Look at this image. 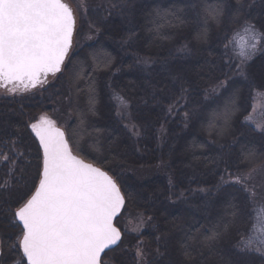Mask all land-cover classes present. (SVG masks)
I'll return each mask as SVG.
<instances>
[{"label":"trees","instance_id":"obj_1","mask_svg":"<svg viewBox=\"0 0 264 264\" xmlns=\"http://www.w3.org/2000/svg\"><path fill=\"white\" fill-rule=\"evenodd\" d=\"M85 1L88 24L80 23L76 32L78 45L71 50L70 60L65 63L62 73L48 77V83L40 88L43 95L30 91L19 97L0 98V154L11 157L4 162L0 155V241L11 243L19 236L21 228L14 220L13 212L38 182L41 154L30 124L42 114L49 116L57 103H63L66 90L70 111L66 133L70 143L75 145L77 141L72 136L79 128L80 112L70 102L77 100L71 70L78 60L90 65L91 54L97 53L110 55L111 63L96 73L95 111H87L84 92L78 96L90 126L78 142L84 150L102 156L101 150L94 146L98 137L93 129L103 130V122H107L108 115L114 112L112 118L117 119L116 123L110 121L115 144L107 146V153L101 160L86 156L75 146L73 150L116 179L126 196V207L130 193L135 189L134 186L131 189L132 185L149 191L155 205L162 203L159 210L153 206V229L140 236L144 241L147 238L143 246L150 253L149 259L155 264H183L187 256L181 244L188 238L187 233L195 229L207 233L223 219L233 220L230 213L239 209L231 224L233 232L228 230L211 248L205 246L222 258L234 251L232 254L251 264H264L254 252L241 253L236 248L237 242L245 236L243 225L249 227L251 223L252 228L254 207L248 193L231 181L235 174L246 170L242 159L245 154L255 152L259 160L264 161V132L257 131L246 121L252 111L254 96L264 94V51H258L247 65L246 79L234 73L235 64L239 63L234 44L225 53V45L232 39L235 28L229 23V16L238 0H222L223 22L217 24L209 20L207 27L200 15L198 0H118L124 7L112 10L105 7L108 0ZM209 2L215 6L217 0ZM243 3L246 12L250 13L249 19L261 28L264 25V0H243ZM193 4L197 6L193 7ZM229 56H234L232 71L225 63ZM225 80L226 86L219 87L218 82ZM79 86L81 89L86 87L84 82ZM234 92L238 107L227 127H222V113L232 106ZM118 107L121 108L119 116L116 115ZM13 147L15 151H12ZM183 163L199 168L204 177L189 182L191 186L185 190L180 189L179 183L177 190H171L170 178H176L177 184L178 177L187 176L189 172ZM12 167L14 172L10 171ZM124 169L130 170L129 173L138 179L124 173ZM184 182L182 179L181 184ZM222 182L225 186L218 191L217 185ZM154 187L160 190L158 196H155ZM201 188L207 191L206 207L202 210L206 215L201 218L183 216L184 221L176 212L180 209L178 206L172 210V196L186 197ZM202 203L200 201L198 205ZM117 222L118 219L116 225ZM237 224L240 231L236 230ZM177 235L182 238L177 239ZM128 237L124 234L119 245L107 251L102 260L110 259L114 264H128L131 260L132 264L135 255L132 252L128 256V246L124 245ZM157 237L162 239L157 242ZM202 240L200 235L196 244L201 245ZM157 248L161 255L156 254ZM18 260L19 254L5 247L0 264Z\"/></svg>","mask_w":264,"mask_h":264},{"label":"snow or ice","instance_id":"obj_2","mask_svg":"<svg viewBox=\"0 0 264 264\" xmlns=\"http://www.w3.org/2000/svg\"><path fill=\"white\" fill-rule=\"evenodd\" d=\"M198 3L205 27L209 20L217 24L223 22L222 0H217L215 6L209 0H198ZM81 7H84L83 3ZM105 7L112 10L124 5L118 0H108ZM249 16L243 0H238L229 16V23L235 26L232 39L225 45L227 54L229 46L234 44L235 56L239 57L234 73L245 79L247 65L258 51H264V31L261 30L264 25L257 28ZM75 27L74 10L65 0H0V87L12 94L31 91L47 84L50 74L62 73L65 62L70 60ZM91 56L90 65L78 60L71 70L77 100L70 102L80 112V125L72 136L77 141L75 145L47 114H42L30 124L39 141L42 160L34 191L13 212L14 220L22 225L19 236L11 243L0 241V256L4 255L5 247L19 254V260L13 264H102L101 254L121 240V231L113 222L125 204L120 186L107 171L86 162L73 151L74 146L77 151L84 150L78 138L90 127L85 110L78 103V96L84 92L86 109L94 112L96 73L111 63L108 54L92 53ZM233 60L234 56H229L225 61L229 71L233 70ZM80 82L85 83V89L80 88ZM226 84L227 80L218 82L219 87ZM236 95L234 92L232 106L226 107L222 113V127H227L238 107L234 102ZM246 121H252V116L249 115ZM255 128L264 132V124L256 123ZM10 159V156L3 155L4 162ZM242 159L246 170L235 174L231 183L254 197L255 181L258 178L264 180V161H260L255 152L245 154ZM15 163L13 160L12 164ZM10 171L14 172L15 168H10ZM224 186L225 182H222L217 185V190ZM238 213L239 209H235L230 213L233 220L223 219L207 233H201L199 229L187 233L188 238L181 244L185 248V256L190 258L188 249L195 248L200 235L203 236L200 243L211 248L228 232ZM156 239L159 242L162 237ZM236 248L241 253L264 255V219L260 220L259 228L249 231L248 238H240ZM156 254L161 255L158 248ZM149 256L143 241L138 242L136 264H152Z\"/></svg>","mask_w":264,"mask_h":264},{"label":"rangeland","instance_id":"obj_3","mask_svg":"<svg viewBox=\"0 0 264 264\" xmlns=\"http://www.w3.org/2000/svg\"><path fill=\"white\" fill-rule=\"evenodd\" d=\"M65 2H67L73 8L74 14H75V17H76V27H75V32H74V36H73V44H72L73 47L71 49V50H74L75 46H77L78 43H79L76 40V37H77L76 36V32H77V30H78V28L80 26V23H82V25L88 24L87 20H86V17H85L86 16V12H87V4H86L85 0H65ZM82 3L84 5V7H81ZM82 21H84V23ZM72 52L73 51H71V53L69 55H71ZM8 87H11V85H9ZM66 92H67L66 90H64V92H63V93H65V95L63 96V103H61V104L57 103V106H55L53 108L51 114L49 115V117L51 119H53V120H55V118H58L57 120H55L56 124H57L58 127L62 128L65 132H66V124H68L69 121H70V111H68V95L66 94ZM34 93L36 95H38V96H42L43 95V92L40 89L34 91ZM10 95L15 96V97H19V96H21V93L12 94V93H9L6 88L0 87V98H6V97H9ZM115 102H116V100H115ZM117 106H119V104H117ZM119 109H121V108L118 107V109L116 111V115H118V116H119ZM112 114H113V116L115 115L114 112ZM112 114L108 115L109 117H107V119H106L107 122H103V124L105 125V128H103V130H98L97 131V129H93L94 130L93 132H95L97 137H98V142L94 146H97V148L99 150H101V152H102L101 155L102 156H99V154H95L96 152H92V151H89V150H83L82 152H84V154L86 156H90L91 158L93 157V158H97V159L101 160V157L105 156V154L107 153V146H111V145L115 144L114 136L112 135V127H113V125H111L110 119L114 123H116L115 120H117V119L114 120V118H112ZM249 115L252 116V121H248V122L251 123L254 127H255L256 123L264 124V94L262 95V94H258L257 93L254 96V101H253V105H252V111H251V113ZM107 123H108V125H107ZM92 124H94V123H92ZM130 130H131V128H130ZM66 135H67V133H66ZM37 144H38V142H37ZM91 146H92V144H91ZM81 147L83 149H85V147L83 145H81ZM85 151H87V152H85ZM40 154H41V160H42V152H41V150H40ZM74 154H76V155H78V156H80L82 158V156L80 154H77L75 152H74ZM82 159H84V157ZM85 161L94 164L93 162H90V161H87V160H85ZM94 165H96V164H94ZM98 167H100V166H98ZM183 167H185L186 169L189 170L187 176H185V175L181 176L180 175L178 177L177 184L175 183V179L176 178H174L172 176L170 178V181H171L170 188H171V190L172 189L173 190H177L178 183H179L180 189L185 190V189H187V187L189 188L191 186V185H189V182L191 183L192 181H197L198 178L200 179V178L204 177V176H201V173H199V172L202 171V170H199V168L195 169V168H193L191 166L189 167L185 163H183ZM110 168H112V167H110ZM121 168L123 170V166ZM113 169H115V168H113ZM128 169H124L125 170L124 173H126L127 175L132 174V177L137 178V176H135V174L133 175V173H129L130 170H128ZM103 170H105V169H103ZM181 170L184 172L183 168H181ZM188 170H186V171H188ZM105 171H107V170H105ZM141 178L144 179V176H141ZM137 179H136V181H137ZM182 179H184V181H185L184 183L185 184H181V180ZM255 183L257 184V188L255 190V196L251 197V202H252V205L254 207L252 228H251V223H250L249 227L246 226V225H243L242 229L245 231V236H244L245 238L249 237V231L250 230L255 231L256 228H259L260 227V220L264 219V212L261 211L262 209H264V180H261V179L258 178L255 181ZM133 186L135 187V189L137 187V189H136L137 191H135ZM154 186H156V185H154ZM197 186H199V185H197ZM140 187L137 186V185H132L131 186V189L133 188L134 190H132L131 193H130L131 196H130L129 202H128L129 206L128 207L124 206L123 210L121 211V215L118 218V222H117V227L120 228V230L122 232V236L124 234L126 236L127 235L129 236L128 238H126L125 243H124V245L126 244V246H128V248H127V250H128L127 251V255L128 256L132 252L135 255L138 242L143 241V244H144V242L147 241V238L145 239L146 241H144L142 239V237L140 238V236L142 235V233L146 232L147 230L151 231L153 229V227H154L153 223L155 221V218H154V216L152 214L153 206H156V208H158V210H159L160 209L159 206H161V204H162V203L159 202L158 204L155 205V200L152 197L153 195H151V193H150L151 196H149L148 195L149 191L140 190V189H142ZM158 189L159 188L154 187V190H156L155 196H158L160 194L159 193L160 190H158ZM31 191H34V188ZM194 191H196V192H194ZM194 191H191V193L189 192L190 195L186 196V197H183V196H180V195L177 196V197H174V196L171 195L172 196V200H171L172 202L171 203L173 204L172 210H174L173 208H176V206H178V209L179 208L180 209L178 211H176V212L181 215L183 220H184L183 216H186L187 218H190L191 216L192 217L199 216L201 218V217H204L206 215L205 213L202 212V210L205 209L204 206L206 207V203H205L206 202V197H205V195L207 194V191L204 188L203 189L201 188L200 190L196 189ZM197 191L199 192V194H198ZM196 197H198V198H196ZM200 201L201 202L203 201V203L198 205V202H200ZM223 213L224 212H222L221 214L224 215ZM224 217L230 218V216H224ZM149 218H151V219H149ZM177 218H179V217H177ZM165 225H166V223H165ZM235 227H236V230L238 229V231H240L238 224ZM233 228L234 227L232 226L229 229V231L233 232ZM234 231H235V229H234ZM176 238L177 239H181L182 237L177 235ZM143 247H145V246H143ZM188 251H189V254H190V258L187 256V259L184 260L183 264H251L250 261H247L246 259H242L241 257L237 256L236 254H232L234 251L230 250L231 254L226 253V254H224L226 256L224 258H222L221 255H218V253L215 254L213 251L207 250V247L205 245H202V244L201 245L200 244H196L194 249H188ZM220 252H221V249H220ZM255 254L260 256L262 258L263 262H264V255H261V254H258V253H255ZM127 263L131 264V260H128ZM102 264H114V263L111 262L110 259H107V260L105 259V260H102ZM132 264H136L135 257H134V262H132ZM152 264H155V263L152 262ZM174 264H179V263L175 262Z\"/></svg>","mask_w":264,"mask_h":264},{"label":"water","instance_id":"obj_4","mask_svg":"<svg viewBox=\"0 0 264 264\" xmlns=\"http://www.w3.org/2000/svg\"><path fill=\"white\" fill-rule=\"evenodd\" d=\"M57 74H58V73H57ZM57 74H56V75H57ZM50 75H51V74H50ZM52 76H53V75H52ZM32 133H33V132H32ZM33 136H34V138L36 139V141L38 142V145H39V141H38V139L35 137V134H34V133H33ZM40 150H41V149H40ZM41 152H42V150H41ZM88 163H89V162H88ZM95 166H97V165H95ZM97 167H98V166H97ZM104 171H105V170H104ZM109 175H110V174H109ZM123 207H124V206H123ZM123 207H122L121 211L123 210ZM121 211H120V213H121ZM120 213H119V214H120ZM119 214L117 215V217L119 216ZM117 217H115L114 220H115ZM16 222H17L18 225L22 228V225H20L18 221H16ZM113 222H114V221H113ZM119 242H120V241H119ZM119 242H118V244H119ZM118 244H117V245H118ZM117 245L111 246L110 249L116 247ZM110 249H105L104 253H105L106 251L110 250ZM104 253L101 254V257H102V255H103Z\"/></svg>","mask_w":264,"mask_h":264},{"label":"flooded vegetation","instance_id":"obj_5","mask_svg":"<svg viewBox=\"0 0 264 264\" xmlns=\"http://www.w3.org/2000/svg\"><path fill=\"white\" fill-rule=\"evenodd\" d=\"M73 46V45H72ZM123 193V192H122ZM124 194V193H123ZM124 196H125V194H124ZM125 204H126V196H125Z\"/></svg>","mask_w":264,"mask_h":264}]
</instances>
